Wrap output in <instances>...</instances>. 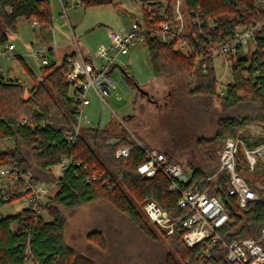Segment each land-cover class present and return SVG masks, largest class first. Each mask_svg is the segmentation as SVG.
I'll return each mask as SVG.
<instances>
[{
    "label": "trees",
    "instance_id": "trees-1",
    "mask_svg": "<svg viewBox=\"0 0 264 264\" xmlns=\"http://www.w3.org/2000/svg\"><path fill=\"white\" fill-rule=\"evenodd\" d=\"M145 1L153 2L154 7L161 0ZM166 1L171 16L173 1ZM82 2L85 9L116 4L114 0ZM183 10L187 19H197L202 23L191 24L189 32L184 35L196 47L223 43L239 28L255 24L263 27L256 34L255 51L248 55L240 50L233 58V78L226 85L223 96L218 93L213 60L207 62L212 68L204 71L202 63H198L195 57L185 56L175 48V43L163 44L148 39L144 44L149 50L156 77L187 80L191 99L219 103L216 135L212 139L197 138L196 146L206 161L190 160L188 168L192 174L185 183H181V187L187 189L197 185L201 191L222 196L230 218L221 231L225 242L238 237L258 239L264 228V190L257 189L256 184L264 186V162H259L251 174L240 170L261 197L249 209H242L236 198L224 194V174L211 182L206 179L217 174L219 152L227 139L242 140L247 147L254 148L257 135L253 127L260 128L264 134V0H185ZM143 14L147 25L151 26V14L146 10ZM20 19L36 21L41 41H51L53 18L50 0H0V48L10 43L9 35L17 32ZM158 24L156 20L154 25ZM50 53L53 54L51 49ZM66 70L65 65L56 68L53 60L50 67L42 68L41 79L27 69L35 85L26 99L23 97L25 83L19 79H5L0 71V140L8 138L13 143L5 157L20 162L33 172L38 181L56 182L57 187L43 208L47 220L33 215L28 209H24L22 214L0 219V264H94L66 244L67 221L61 210H75L99 199L110 202L150 238L155 237L153 229L147 224L139 206L155 202L172 221L183 214L178 207L181 195L169 192L170 183L163 174L159 173L152 179L139 175L138 169L145 163L140 148H134L128 158L115 157L118 149L133 144L124 131L90 124L83 129L77 143L69 146L67 137L73 130L74 100L70 95L71 87L65 80ZM171 89L174 90L175 86ZM173 90H170L172 95ZM22 120L27 124L21 125ZM42 121L47 123L44 129L40 128ZM22 144L32 153L35 168L23 156ZM177 150L165 151L170 161H173ZM64 158H70L73 163L56 176L55 171L61 169ZM239 161L242 167L246 165L242 153ZM121 176L123 178L119 179ZM11 203H0V208ZM184 233L180 223L176 233L167 237L178 258L177 261L169 257V264H194L197 249L185 246L182 240ZM95 235L102 240L101 234ZM210 263L228 264L221 244Z\"/></svg>",
    "mask_w": 264,
    "mask_h": 264
},
{
    "label": "rangeland",
    "instance_id": "rangeland-1",
    "mask_svg": "<svg viewBox=\"0 0 264 264\" xmlns=\"http://www.w3.org/2000/svg\"><path fill=\"white\" fill-rule=\"evenodd\" d=\"M66 2L69 4L67 15L73 32L80 46L92 56L100 44L109 43V29L129 27L134 15L140 17L138 7L127 0H114L115 5L89 9L73 8L75 0ZM50 10L53 18L51 41L42 42L38 36L40 27H32L31 20L20 19L17 32L9 35L10 43L16 47L14 57L8 59L0 55V71L5 79H19L25 83V99L35 85L27 69L41 79L43 68L40 61L30 54L33 46H52L55 54L51 55V59L58 62L57 51L68 49L73 43V33L60 0H50ZM251 51L252 46L245 48V54L251 55ZM118 64H128L130 71L125 75L120 68H116L110 73L117 88L111 90V95L105 98L106 102L90 93V104L85 112L91 124L102 129L124 131L132 141L135 137L146 147L162 153L178 149L173 154V161L181 163L186 168V176H190V160L206 161L203 152L196 146L197 138L212 139L216 135L219 103L215 100L191 99L187 80L156 77L149 50L142 44H136L128 56L119 58ZM225 67L223 58L215 59L214 68L219 81L217 88L224 92L232 80ZM172 86L177 91L171 89ZM170 90H173V95ZM70 95L73 97L72 89ZM253 129L257 135L254 147L263 145L261 129ZM0 148L6 149L3 145ZM21 151L29 165L35 168L36 161L29 149L22 144ZM61 172L57 168L55 175H61ZM56 190L57 187H54L50 196ZM25 206L24 200L3 206L0 208V218L16 214ZM144 206H139L140 212L153 229L154 238L148 237L106 199H99L75 210H61L67 221L65 242L94 264H169V257L178 261L167 240L170 236L151 223ZM44 219L47 220L46 214ZM95 234H101L102 240Z\"/></svg>",
    "mask_w": 264,
    "mask_h": 264
},
{
    "label": "built area",
    "instance_id": "built-area-1",
    "mask_svg": "<svg viewBox=\"0 0 264 264\" xmlns=\"http://www.w3.org/2000/svg\"><path fill=\"white\" fill-rule=\"evenodd\" d=\"M127 1L138 7L140 17L134 15L129 27L119 30L109 29V43L100 44L95 55L92 56L80 46L77 36L73 32L74 28L67 15L68 2L60 0L64 15L73 33L71 51L64 56L61 62H56V68L62 65L66 66L65 80L73 90V130L67 137L69 146H74L83 129L91 124V120L85 112L90 104V93L106 102L105 98L111 95V90L117 88V83L112 80L110 73L114 69L120 68L125 75H128L129 65L121 66L118 64V60L128 56L136 44L144 45L148 39H154L163 44L175 43V48L185 56L195 57L198 63H202L204 71L212 68L207 64L209 60L215 61L217 58H223L226 66L225 72L228 77L233 78V58L240 50L245 54V48L249 45L253 47V51H251L253 53L256 49V34L263 28L261 24L239 28L223 43L196 47L188 38H184V35L189 32L191 24L201 25L202 23L197 19L190 21L186 18L183 10L185 0H172L171 16L167 11L168 2L166 0L157 2L154 7L153 2L145 0ZM78 6L84 8L82 0H75L73 8ZM144 10L151 14V26L146 23ZM156 20L159 21L157 26L154 25ZM32 27H39V24L32 21ZM15 50V45L9 43L6 47L0 48V55L11 59L14 57ZM30 54L40 61L43 67L52 65L49 48L33 46ZM218 93L220 96L225 95V92L219 89ZM26 124V120L21 121V125ZM46 126V121H42L40 128L44 129ZM132 143V146L118 149L115 157L117 159L128 158L134 148H140L144 153L145 163L139 167V175L144 179H152L161 173L170 183L169 192H177L181 195L178 207L183 210V214L177 220L172 221L155 202L146 203L144 210L151 223L156 228H160L167 236H173L177 231V226L182 224L185 230L182 236L183 243L188 249H197L194 264H211L219 244L223 247L228 264H264V228H262L258 239L238 237L225 242L221 231L230 218L222 196L201 191L197 185L183 189L181 183H185L191 175L186 176V168L181 163L170 161L165 153L146 147L135 137H133ZM1 145L6 149L0 148V203L24 200L26 206L16 214H22L24 209H28L33 215L44 218L43 208L52 190L56 187V182H40L35 178L33 172L24 168L20 162L5 157L13 148L10 139H1L0 147ZM240 153L246 160L244 167L239 161ZM219 160L220 167L217 174L208 177L206 181L211 182L218 175L224 174L226 176L224 194L236 198L242 209H249L261 199L256 188L264 190V186L261 184H256V188L251 186L241 175L240 170L251 174L259 162H264V144L249 148L242 140L227 139L219 154ZM72 163L70 158H64L61 171H65ZM122 178V176L119 177V179ZM27 256L30 260L29 249ZM30 263L32 262L26 264Z\"/></svg>",
    "mask_w": 264,
    "mask_h": 264
},
{
    "label": "crops",
    "instance_id": "crops-1",
    "mask_svg": "<svg viewBox=\"0 0 264 264\" xmlns=\"http://www.w3.org/2000/svg\"><path fill=\"white\" fill-rule=\"evenodd\" d=\"M126 14V13H125ZM128 14V13H127ZM103 44V43H102ZM47 48H49V50L51 49L52 50V52H53V54L52 55H54L55 54V49L52 47V46H48ZM85 49V48H84ZM71 51V49H70V47L68 48V49H64V51H62V52H59V51H57V60H58V62H61L62 61V59L64 58V56H66L69 52ZM85 51H86V49H85ZM87 52V51H86ZM53 60V59H52ZM53 61H55V60H53ZM56 62V61H55Z\"/></svg>",
    "mask_w": 264,
    "mask_h": 264
}]
</instances>
